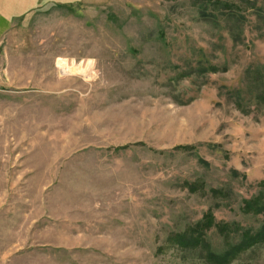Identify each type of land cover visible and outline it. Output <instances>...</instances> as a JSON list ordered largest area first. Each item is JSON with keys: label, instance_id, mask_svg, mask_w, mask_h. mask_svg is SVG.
<instances>
[{"label": "rangeland", "instance_id": "1", "mask_svg": "<svg viewBox=\"0 0 264 264\" xmlns=\"http://www.w3.org/2000/svg\"><path fill=\"white\" fill-rule=\"evenodd\" d=\"M9 1L0 264H264V0Z\"/></svg>", "mask_w": 264, "mask_h": 264}, {"label": "trees", "instance_id": "2", "mask_svg": "<svg viewBox=\"0 0 264 264\" xmlns=\"http://www.w3.org/2000/svg\"><path fill=\"white\" fill-rule=\"evenodd\" d=\"M261 185L264 187V182H262ZM243 203H244L243 212L248 214L253 213L256 215H263L264 217V191H262L258 196L254 198L244 200ZM213 227L217 228L221 233L224 234L235 230V229L233 230L230 224L216 222L215 216L210 210L204 215L203 220L197 224L196 228H194L195 233L193 235L196 236L197 239L199 238L201 240L196 241L193 239H187L184 240L185 241L184 243L186 245H193V242H198V243L200 242V244L206 243L205 242L206 240H202V237L205 235L204 232L212 229ZM263 235H264V221H263L262 229L258 231L257 234L254 235L249 230L243 232L244 239H242V242H240V244H238L236 248L242 247L245 242L247 243L251 239H255V242H258L260 241V239H262ZM210 255L214 256V254H210Z\"/></svg>", "mask_w": 264, "mask_h": 264}, {"label": "crops", "instance_id": "3", "mask_svg": "<svg viewBox=\"0 0 264 264\" xmlns=\"http://www.w3.org/2000/svg\"><path fill=\"white\" fill-rule=\"evenodd\" d=\"M64 3L65 2H63V0H40V1L35 0V2L31 4V6H25L22 9L23 12L21 16H24L29 11L37 10L38 8H40V6L44 4H64ZM9 4H10L9 0H4V3L2 2V0H0V27H2L3 25L2 20L6 18L3 12L5 9L9 8ZM15 4H16L15 1H13L12 5H15Z\"/></svg>", "mask_w": 264, "mask_h": 264}, {"label": "bare ground", "instance_id": "4", "mask_svg": "<svg viewBox=\"0 0 264 264\" xmlns=\"http://www.w3.org/2000/svg\"><path fill=\"white\" fill-rule=\"evenodd\" d=\"M59 66L62 73H75L76 71H78V69H73L71 66L67 65L65 60H62Z\"/></svg>", "mask_w": 264, "mask_h": 264}]
</instances>
